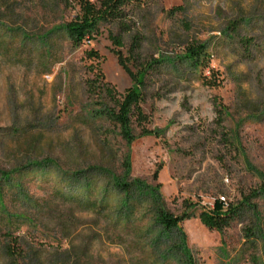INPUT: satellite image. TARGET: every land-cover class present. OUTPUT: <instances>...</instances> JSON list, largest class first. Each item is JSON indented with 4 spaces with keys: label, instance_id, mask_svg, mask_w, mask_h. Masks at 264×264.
Instances as JSON below:
<instances>
[{
    "label": "rangeland",
    "instance_id": "1",
    "mask_svg": "<svg viewBox=\"0 0 264 264\" xmlns=\"http://www.w3.org/2000/svg\"><path fill=\"white\" fill-rule=\"evenodd\" d=\"M50 1L16 0L10 30L0 27V171L14 170L10 182L0 183V219L12 223L4 229L0 222V264H153L156 257L158 264H187L185 250L192 264H264V190L254 194L264 186V0H147L130 19L131 31L104 25L79 48L57 33L42 40L77 11L67 0ZM111 34L123 36L121 48ZM199 43L209 65L194 69L181 57ZM92 48L102 56L105 80L121 94L147 69L145 119L133 127L136 135L142 127L151 134L129 143L115 123L90 114L99 100L87 87L95 77L89 65L96 61L85 54ZM126 155L131 178L159 189L173 214L195 206L183 233L173 229L161 239L168 249L161 257L131 228L62 200L54 191L62 177L25 169L32 158L55 160L77 174L63 188L76 194L100 177L97 164L122 175ZM244 202L223 231L199 218L202 210ZM147 205L130 227L152 223ZM251 228L254 236H247ZM6 230L18 238L17 259L5 252Z\"/></svg>",
    "mask_w": 264,
    "mask_h": 264
},
{
    "label": "trees",
    "instance_id": "2",
    "mask_svg": "<svg viewBox=\"0 0 264 264\" xmlns=\"http://www.w3.org/2000/svg\"><path fill=\"white\" fill-rule=\"evenodd\" d=\"M15 2L16 0H0V27L2 29L10 30V25L16 15ZM146 2L147 0H67L69 5H74L77 8L75 14L50 28L45 33V36H43V39L37 38L44 40L52 34L57 33L74 48H79L83 44L93 41L101 33V27L104 25L117 24L122 31L128 33L132 29L130 19ZM233 29L236 30V26ZM11 30L13 29L11 28ZM111 38L116 48L119 49L124 45L121 34H111ZM136 38L139 37L135 36L132 44L133 51L136 50L140 43ZM3 41H5L4 38L0 40V43L3 44ZM117 53L120 54V51H117ZM85 54L89 60L96 61V63L92 62L89 65V69L95 72V77L88 80L87 87L90 96L98 97L99 100L94 101L90 114L95 118H105L115 123L120 129V134L129 143L134 141L138 136L151 134V130L142 127L140 133L136 135L133 127L134 122L142 124L145 119L141 105L143 100L141 84L144 82L147 69L140 72L141 77L136 80L132 88L121 94L114 85L105 80L100 67L101 54L93 48L86 50ZM209 58L206 45L201 43L188 46L185 49L183 57H181L182 60L188 61L194 69L208 66ZM120 62L131 73L125 64V58L120 56ZM101 99H105L106 101L103 102ZM97 103H101V106L95 107L94 105ZM39 168L43 169L44 176L49 177L54 175L55 179H57L56 181L60 182L63 179V186L54 190L56 195L62 200L75 203L80 210L95 212L99 215L104 214L117 227L123 226L125 230L131 228L137 235L146 240L144 245L153 247L156 254L160 257L163 252H168L166 244L161 239L166 240L165 236L168 237L173 229L183 233L181 223L193 215L195 208L194 204L186 203V209L182 214H173L166 208L159 189L145 186L139 178H131V161L128 155H126L124 160V172L122 175L112 172L108 165L97 164L94 170L98 171L100 177L95 182L88 179L87 183L81 187L82 191L76 194L63 190V188L70 187V182L75 180L77 177L75 172L64 171L59 162L50 158L40 160L29 159L25 167L26 170ZM19 171L21 172L22 170ZM13 173L14 170L0 171V183L3 184L5 182L7 184L10 182ZM57 177L62 178L58 180ZM64 179L66 180L65 182ZM19 183L16 182L14 185L20 187ZM143 188H147V192L144 193L145 198L133 199L131 195L133 189L140 190ZM263 190L264 186L254 191V194H258ZM24 197L25 201L31 198L29 195H25ZM4 203L3 187L0 186V206L3 209H5ZM146 204L152 210L150 216L152 223L138 227V222L133 227H130L135 220V214ZM244 204H247V202L238 205H228L227 208L215 207L202 210L199 218L209 229L223 231L226 227L230 226L232 220L235 219ZM124 211H127V213H124ZM141 215L143 218L146 217L145 213ZM5 217L0 219V222L4 223V229L9 228L12 224L10 220L5 221ZM254 232V228H251L246 235L254 236ZM5 235L10 240V242L5 244V252L12 259L21 257L19 256L22 252L17 243L18 238H14L10 230H6ZM13 239L14 243L12 242ZM182 248H185V246L183 245ZM184 254V257L188 259L187 264H192L188 251L185 250ZM156 259L158 257L154 259L153 264H158V260ZM178 264H180V261Z\"/></svg>",
    "mask_w": 264,
    "mask_h": 264
}]
</instances>
